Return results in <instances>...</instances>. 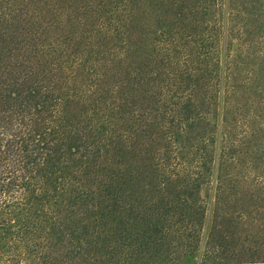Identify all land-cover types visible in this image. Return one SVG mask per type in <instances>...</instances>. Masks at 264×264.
Segmentation results:
<instances>
[{"label":"trees","instance_id":"16d2710c","mask_svg":"<svg viewBox=\"0 0 264 264\" xmlns=\"http://www.w3.org/2000/svg\"><path fill=\"white\" fill-rule=\"evenodd\" d=\"M0 264H264V0H0Z\"/></svg>","mask_w":264,"mask_h":264}]
</instances>
